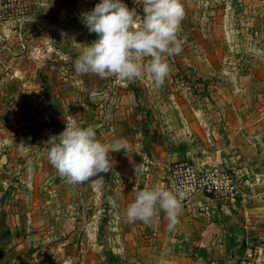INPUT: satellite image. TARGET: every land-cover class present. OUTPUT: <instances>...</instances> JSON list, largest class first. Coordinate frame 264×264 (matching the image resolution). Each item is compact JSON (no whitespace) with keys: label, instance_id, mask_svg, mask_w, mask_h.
Returning <instances> with one entry per match:
<instances>
[{"label":"rangeland","instance_id":"374dc122","mask_svg":"<svg viewBox=\"0 0 264 264\" xmlns=\"http://www.w3.org/2000/svg\"><path fill=\"white\" fill-rule=\"evenodd\" d=\"M215 5L211 8L217 11L216 16L201 17L202 31L188 38V42L198 40L202 58L212 59L209 73L198 76V71L189 66L170 68L169 74L175 72L174 81L164 82L160 87L153 83L154 88L179 90L184 93L186 103L225 115L234 132L242 126L246 127L248 138L238 135L236 147L238 151H246L247 160L251 162L250 169L255 174L246 177L236 175L241 184L248 178L251 182L255 179L257 184L264 185V180H260L264 179V1L261 0L258 7L257 0H249L247 4L241 0L218 1ZM55 10H60L57 1H40L39 12L51 14ZM228 13L229 17H225ZM69 21L72 20L55 19L59 26H66ZM73 21L77 26L83 25V18ZM45 25L28 22L21 27L15 24L0 26V234H4L2 223L16 217L11 207L17 205L24 208L33 201L39 202L40 209H44L48 202L55 201L64 208L67 199L62 198L60 189L66 183L49 162L47 150L46 155L38 160L33 161L30 155L40 154L47 146L46 142L58 136L66 124L94 125L97 128L99 105L97 97L92 98L91 94L109 90L108 85H113L116 79L111 75L114 79L107 82L105 77L93 73H77L74 62L81 46H71L68 42L70 37L76 38L48 32L50 29ZM93 38L97 39L96 34ZM146 59L150 58L145 57L143 62ZM64 76H67L68 82H62ZM126 82L136 91L149 89L152 84L147 85L140 78ZM56 89L67 90L68 95L57 97L58 94L52 93ZM245 89L248 93L244 92ZM81 92L89 96L82 99L87 105L80 106ZM63 103L69 107L62 106ZM53 107L55 111H52ZM38 139L43 146L37 144ZM29 167L32 172L42 170V175L35 178L34 190L26 183L32 180V174H22ZM257 174L263 177H257ZM60 179L62 181L57 182ZM74 185L78 187L74 188V200L81 208L76 212L80 222L82 204L91 203L94 187L90 183ZM92 200L94 202L95 198ZM89 212L95 215V207ZM69 216L70 213L64 210L59 222L53 219V214L44 217L42 222L46 224L40 228L41 240L35 243L34 248L39 251L37 264L160 263V258L150 256V247L147 246L151 243L124 241L122 236L116 235L118 231L112 230L110 204L106 196L103 211L99 210L97 241L92 240L90 235L87 237L83 227H64V220ZM233 254L228 259L229 264L239 257Z\"/></svg>","mask_w":264,"mask_h":264},{"label":"crops","instance_id":"0c3cea01","mask_svg":"<svg viewBox=\"0 0 264 264\" xmlns=\"http://www.w3.org/2000/svg\"><path fill=\"white\" fill-rule=\"evenodd\" d=\"M53 1L60 4L58 12L55 10L48 14L39 12L38 9L28 22L46 24V28L50 29L48 32L75 37L76 39H68L71 46L93 42L95 33H90L84 23L81 26L75 25L76 21L73 20L83 18V13L91 11L100 0ZM218 1L232 2L182 0L185 8L180 33L182 51L165 57L170 68L189 66L198 71V76L209 73L208 67L212 65V59L202 58L198 40L188 42V38L202 31L199 23L201 17L216 16L217 11L211 7H215ZM241 1L247 4L249 0ZM259 2L261 0H257V7ZM124 3L129 8H137L142 14L141 0H124ZM228 15L229 13L225 17H229ZM56 18L72 21L66 26H59L55 23ZM36 28L40 29L39 26ZM26 31L27 25L23 31L24 36ZM25 44L27 46L26 42ZM148 60L144 62L147 63ZM173 75L175 72L168 74L164 82H173ZM62 78V82L69 80L67 76ZM105 78L107 82L114 79L111 75ZM140 79L147 85L152 83L149 89L136 91L129 87L126 80L125 83L116 78L113 85H108L109 90L96 93L94 97L91 94L92 98L97 97L99 105L97 138L109 147L115 146L117 151L110 153L112 169L108 173L99 174L107 180L105 187L94 188L95 201L93 202L92 197L91 203L82 204L80 222L76 212L81 208L74 200V188L78 187L62 177L66 185L60 189V194L67 199L63 209L55 201L48 202L44 209H40L39 202L33 201L24 208L17 205L11 207L16 217L2 223L4 234H0V264H37L39 251L34 248L35 243L41 240L40 228L46 224L42 221L45 216L53 214V219L59 222L64 210L70 213L69 218L64 220V227H83L87 237L90 235L92 240L97 241L99 210L103 211L105 196L110 204L112 230L118 231L116 235L122 236L124 241L151 243L147 247H150V256L160 258L158 264H229L230 255L234 253L240 256L248 243L264 240V185L257 184L255 179L252 182L248 178L244 182L242 180L240 197L236 202H224L199 195L187 203H181V210L174 224L166 212L159 208L149 223L140 220L130 222L127 219L126 209L135 201L139 191L157 184L171 190L170 170L178 161H194L207 167H227L245 177L255 174L250 169L251 162L247 160L246 151H238L236 147L238 135L247 136L249 130L246 127L242 126L238 128L239 131L234 132L232 123L225 115L221 116L210 108L206 111L197 104L186 103L184 93L179 90L154 88L155 82L150 74H145ZM68 92L62 89L52 91L53 94H58L57 97L60 94L67 96ZM244 92L248 93V89ZM86 95L81 92L80 106L87 105L82 100ZM62 106L69 107L64 103ZM55 110L53 107L52 111ZM37 144L43 146L40 139ZM46 150L47 146H44L40 154H32L30 159L38 160L46 155ZM30 173L33 178L26 183L34 190L35 178L42 175V170L32 172L29 167L22 174ZM256 176L263 177L259 174ZM93 206L96 212L94 217L89 212Z\"/></svg>","mask_w":264,"mask_h":264},{"label":"clouds","instance_id":"9594fccd","mask_svg":"<svg viewBox=\"0 0 264 264\" xmlns=\"http://www.w3.org/2000/svg\"><path fill=\"white\" fill-rule=\"evenodd\" d=\"M141 7L142 14L137 8H129L124 0H100L91 11L83 13V23L98 38L89 44L77 43L81 51L74 62L75 71L101 78L113 75L121 81L150 74L155 86L160 87L170 72L165 57L182 51L180 33L185 8L182 0H141ZM145 57L150 58L147 63L143 62ZM46 143L49 162L69 183L105 187L104 177L99 174L112 169L110 153L117 148L97 138L96 126L66 124ZM183 197V192L157 184L139 191L125 214L130 222L149 223L159 208L174 224Z\"/></svg>","mask_w":264,"mask_h":264},{"label":"built area","instance_id":"2783aa9c","mask_svg":"<svg viewBox=\"0 0 264 264\" xmlns=\"http://www.w3.org/2000/svg\"><path fill=\"white\" fill-rule=\"evenodd\" d=\"M40 1L0 0V26H23L38 11ZM170 186L171 191L184 193L181 203L199 195L224 202H236L240 197V180L230 168L207 167L189 160L172 165ZM230 264H264V240L248 243Z\"/></svg>","mask_w":264,"mask_h":264}]
</instances>
